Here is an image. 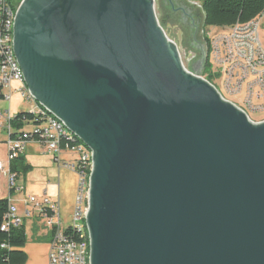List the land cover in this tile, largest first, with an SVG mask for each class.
<instances>
[{
    "label": "water",
    "instance_id": "obj_1",
    "mask_svg": "<svg viewBox=\"0 0 264 264\" xmlns=\"http://www.w3.org/2000/svg\"><path fill=\"white\" fill-rule=\"evenodd\" d=\"M154 0H23L36 103L93 154L91 264H264V122L187 72Z\"/></svg>",
    "mask_w": 264,
    "mask_h": 264
},
{
    "label": "built area",
    "instance_id": "obj_2",
    "mask_svg": "<svg viewBox=\"0 0 264 264\" xmlns=\"http://www.w3.org/2000/svg\"><path fill=\"white\" fill-rule=\"evenodd\" d=\"M21 3L12 0H0V90L8 109L0 108V143L5 134L4 143L8 146V162L0 161V176L8 182L9 190L23 192L19 186V176L12 171V163L22 156L31 142H36L60 161L63 153H71L76 159L66 167L77 173L79 191L74 211L71 234L62 228L59 206L48 199L37 201L29 198L27 205L34 206L44 217L46 226L52 233L49 251V264H91L90 236L87 228L89 211L90 177L93 171L92 152L74 135L69 133L64 124L47 109L35 102L24 80L23 71L13 50L14 21ZM264 14L247 23L236 24L229 28L217 29L210 36L205 46L202 68H208L210 77L221 80L219 90L210 83L221 97L250 115L264 114V47L260 38L261 20ZM207 81V80H206ZM208 82V81H207ZM17 86V87H15ZM14 95H19L25 103L35 104L29 113L35 118L34 130L14 131L12 122L15 118L10 111ZM238 100L235 103L233 100ZM33 108V107H32ZM31 217L27 211L26 218ZM23 225V218L18 215L14 204L9 205V213L2 231L9 227ZM79 235L78 239L75 236ZM5 247V246H3Z\"/></svg>",
    "mask_w": 264,
    "mask_h": 264
},
{
    "label": "rangeland",
    "instance_id": "obj_3",
    "mask_svg": "<svg viewBox=\"0 0 264 264\" xmlns=\"http://www.w3.org/2000/svg\"><path fill=\"white\" fill-rule=\"evenodd\" d=\"M173 1H174L173 2L174 8L177 11H173L168 3H163V0H154L155 14L161 28L163 29L168 40L177 46L184 69L190 74L200 77L204 80L209 78L211 82L219 90H222L221 80L219 78L210 77L209 73L202 68V63L204 61L205 51H206L204 49L206 46V42L210 38V36L216 33V31L218 30L215 28L204 27V13L202 11V5L198 0H173ZM260 38L264 47V17L261 20ZM238 100L239 99L237 100L235 99L233 101L235 103H238ZM6 107L8 109V104L3 102L0 103L1 109H4ZM11 107L13 110L18 109L24 111L29 108L34 109L35 104L29 102L25 103V101L19 95H14L11 101ZM250 117L254 121H259L264 119V114L250 115ZM25 129L28 131L31 130L33 131L34 127L27 126ZM1 137L3 139V142L0 143V161L7 163L9 150L7 144L4 143L6 140V136L5 134H2ZM54 165H55L54 169H57L56 164L53 163V166ZM19 170H20L19 173L21 178L20 181L24 184L25 179L27 180L25 186L27 193L24 194L23 192L22 193L17 192L16 195L21 198H27V199H29L30 197H34L37 200L41 199L39 194V189L44 185H40L36 181L35 183L32 181L28 182L29 177L28 178L26 177V174H24L23 172V168L19 167ZM36 173H37V169L34 171L32 175H35ZM37 177L38 176L35 177V180L37 179ZM47 180L53 184L49 188L54 189L55 192L54 184L57 185L58 179H55L54 177L51 176L50 178L47 177L45 182H47ZM61 181L62 182H61L60 208H61V216H62V226H63L62 228L64 229V227H68L72 225L74 210L76 207L75 202L77 203V197L76 200H74L72 203H68L67 201L70 200V196H71L70 191L71 190L74 191V187L71 184V178H66L65 176H63ZM3 186L4 187L2 191L6 190L8 192L9 186L7 180L3 182ZM78 191H79V187H77V195H78ZM48 198L53 203L54 198L51 194L48 195ZM29 209L32 210V206H30ZM25 233H26V240L27 237H29V239L32 240V230L29 228V226L27 227V231L25 230ZM30 244L33 245L34 243H30ZM35 247L34 246L30 247L31 255L35 258L36 261H39L41 258V254L38 252L40 246L37 245V247L36 248Z\"/></svg>",
    "mask_w": 264,
    "mask_h": 264
},
{
    "label": "crops",
    "instance_id": "obj_4",
    "mask_svg": "<svg viewBox=\"0 0 264 264\" xmlns=\"http://www.w3.org/2000/svg\"><path fill=\"white\" fill-rule=\"evenodd\" d=\"M5 109H7V107L4 108V110ZM28 110L29 109H26L24 111L18 109L13 110L10 105V111L14 116H16L21 112H27ZM22 157L25 162V165H29L31 167L30 170L26 173V177L27 178L29 177L28 182L32 181L35 183L36 181L38 184L44 185L39 189V194L41 199L39 200H37L36 198L35 199L37 201L48 199L52 203V201L48 198V195L51 194L54 198L53 203H56L59 206L58 212L62 223L61 208H60L61 182H62L61 180L63 176H65L66 178H71V184L74 187V191L73 190L70 191L71 192L70 200H68L67 202L72 203L74 200H76L77 197V187L79 183V178L76 172H74L73 170L69 169L66 166L70 164L72 161H74L76 159V156L71 153L65 152L60 157V161H57L54 159V157L51 154L46 153L45 149L42 148L41 145H39L36 142H31L27 146ZM53 163L56 164L57 169H54L55 165L53 166ZM36 169H37V173L35 175H32ZM36 176L38 177L35 180ZM51 176L54 177L55 179H58L57 185L54 184L55 192L54 189L49 188L53 184L48 180L47 182H45L46 178L47 177L50 178ZM20 180L21 178L19 176L18 184L19 186L23 187L24 189L23 193L26 194L27 190L25 186L27 180L25 179L24 184ZM4 181H6L5 178L0 176V199H8L11 204H14L18 209V215L21 218H23V225L25 230L27 231L28 226L32 230V240H30L29 237H27L26 245L23 248V251L28 257L26 264H49V251H50V244L52 241V233L50 229L46 226L44 217L40 215V211L34 206H32V210L29 209L30 205H27V200H28L27 198H21L17 196L16 193L12 195L10 190L8 192L6 190L2 191L4 187L3 186ZM55 196L57 200L55 199ZM30 198H34V197H30ZM75 206H76V202H75ZM27 211L31 212V217L29 218H26ZM68 227H64V228L66 229ZM30 243H34V244L31 245ZM37 245L40 246L38 252L41 254V258L39 261H36L35 258L31 255V249H30L31 246L37 247Z\"/></svg>",
    "mask_w": 264,
    "mask_h": 264
},
{
    "label": "trees",
    "instance_id": "obj_5",
    "mask_svg": "<svg viewBox=\"0 0 264 264\" xmlns=\"http://www.w3.org/2000/svg\"><path fill=\"white\" fill-rule=\"evenodd\" d=\"M202 5L204 13V27L224 29L232 27L238 23H247L264 14V0H198ZM208 72V68L205 69ZM211 83V80L206 79ZM3 94L0 90V102ZM35 118L29 111L17 114L12 122L14 131H21L29 124L34 125ZM23 156V155H22ZM20 156L12 163V171L20 176L19 167L23 168L24 174L30 170L29 165H25L23 157ZM15 192L12 190L11 194ZM10 201L0 199V264H26L28 257L23 251L26 245V233L24 225L19 227L11 226L9 230L2 231V226L6 222L9 213ZM70 227L66 234H71ZM79 235L75 236L78 239ZM5 246V247H3Z\"/></svg>",
    "mask_w": 264,
    "mask_h": 264
},
{
    "label": "flooded vegetation",
    "instance_id": "obj_6",
    "mask_svg": "<svg viewBox=\"0 0 264 264\" xmlns=\"http://www.w3.org/2000/svg\"><path fill=\"white\" fill-rule=\"evenodd\" d=\"M23 0H15V2H17V3H21ZM173 0H163V3H168L169 4V6L171 7V9L173 10V11H177V10H175V8H174V4H173Z\"/></svg>",
    "mask_w": 264,
    "mask_h": 264
}]
</instances>
